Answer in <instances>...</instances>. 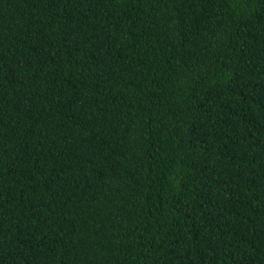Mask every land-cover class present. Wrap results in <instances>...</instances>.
<instances>
[{"label":"trees","instance_id":"trees-1","mask_svg":"<svg viewBox=\"0 0 264 264\" xmlns=\"http://www.w3.org/2000/svg\"><path fill=\"white\" fill-rule=\"evenodd\" d=\"M0 264H264V0H0Z\"/></svg>","mask_w":264,"mask_h":264}]
</instances>
